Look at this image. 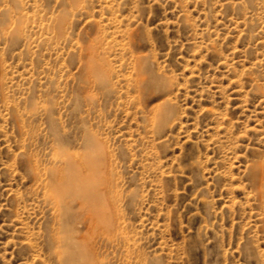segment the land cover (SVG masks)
Instances as JSON below:
<instances>
[{"label": "rangeland", "instance_id": "1", "mask_svg": "<svg viewBox=\"0 0 264 264\" xmlns=\"http://www.w3.org/2000/svg\"><path fill=\"white\" fill-rule=\"evenodd\" d=\"M90 263L264 264V0H0V264Z\"/></svg>", "mask_w": 264, "mask_h": 264}, {"label": "bare ground", "instance_id": "2", "mask_svg": "<svg viewBox=\"0 0 264 264\" xmlns=\"http://www.w3.org/2000/svg\"><path fill=\"white\" fill-rule=\"evenodd\" d=\"M68 162H69V161H68ZM58 195H59V194H58ZM86 198H87V197H86ZM89 198H90V197H89ZM95 205H96V204H95ZM100 208H101V207H100ZM90 220H91V219H90ZM89 222H90V221H89ZM89 222H88V223H89ZM83 241H84V240H83ZM79 253H80V252H79ZM71 256H72V255H71ZM85 258H86V257H85ZM85 258H84V259H85ZM70 259H71V258H70ZM78 259H79V257H78ZM86 259H87V258H86ZM87 261H88V259H87ZM79 263H80V261H79ZM82 263H84V262H82ZM88 263H89V262H88ZM90 264H92V263H90Z\"/></svg>", "mask_w": 264, "mask_h": 264}]
</instances>
